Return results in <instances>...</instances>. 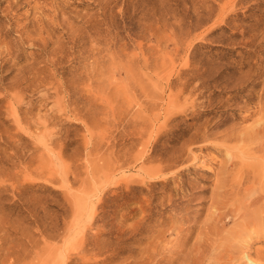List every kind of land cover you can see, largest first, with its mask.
<instances>
[{
  "label": "rangeland",
  "instance_id": "1",
  "mask_svg": "<svg viewBox=\"0 0 264 264\" xmlns=\"http://www.w3.org/2000/svg\"><path fill=\"white\" fill-rule=\"evenodd\" d=\"M258 127L264 0H0V264H264Z\"/></svg>",
  "mask_w": 264,
  "mask_h": 264
},
{
  "label": "bare ground",
  "instance_id": "2",
  "mask_svg": "<svg viewBox=\"0 0 264 264\" xmlns=\"http://www.w3.org/2000/svg\"><path fill=\"white\" fill-rule=\"evenodd\" d=\"M197 79H198V78H197ZM260 126H262V125H260ZM262 127H263V126H262ZM262 127H258V128H261V130H262ZM255 128H256V127H255ZM255 131H256V130H255ZM257 131H258V129H257ZM262 131H264V130H262ZM258 133H259V132H258ZM258 133L255 132V135H257ZM260 134H261V133H260ZM249 135H251V134H249ZM258 136H259V135H258ZM231 138H232V137H231ZM237 138H238V137H237ZM241 138H242V137H241ZM244 138H245V137H244ZM248 138H249V137H248ZM262 138H263V137H262ZM235 139H236V138H235ZM239 139H240V137L238 138V140H239ZM245 139H247V138H245ZM231 140H232V139H231ZM236 140H237V139H236ZM247 140H249L250 143L252 142V141H250L251 139H247ZM255 141H256V140H255ZM243 142H248V141H242V143H243ZM260 142H262L263 145H264V142H263V141H260ZM257 143H258V142H257ZM245 144H246V143H245ZM248 144H249V143H248ZM248 144H247V145H248ZM258 145H259V144H258ZM261 147H262V146H261ZM259 148H260V147H259ZM262 148H264V146H263ZM231 149L234 150L235 148H229V149L227 150V152H228L227 155L229 154V160H231V159H233V158L235 157V156L233 157V154H234V153L231 152V151H232ZM236 149H237V148H236ZM236 149H235V150H236ZM237 151H238V153H240V155H242V153H243V148L240 147V148H238Z\"/></svg>",
  "mask_w": 264,
  "mask_h": 264
}]
</instances>
